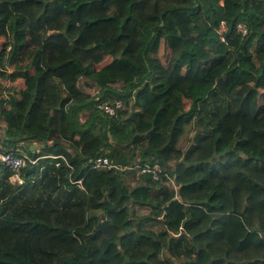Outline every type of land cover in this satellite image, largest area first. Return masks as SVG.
<instances>
[{"label":"trees","instance_id":"obj_1","mask_svg":"<svg viewBox=\"0 0 264 264\" xmlns=\"http://www.w3.org/2000/svg\"><path fill=\"white\" fill-rule=\"evenodd\" d=\"M0 147V264H264V0H0Z\"/></svg>","mask_w":264,"mask_h":264},{"label":"rangeland","instance_id":"obj_2","mask_svg":"<svg viewBox=\"0 0 264 264\" xmlns=\"http://www.w3.org/2000/svg\"><path fill=\"white\" fill-rule=\"evenodd\" d=\"M99 33L105 34V30L103 28H100L99 30H97L95 32L94 36L97 35V34H99ZM92 39H93V37H92ZM126 42H128V44L131 46L130 48L133 51L136 49V46H137V44H136V38L133 37L132 34L127 37V41ZM34 46H36V45L34 44ZM34 51H35V49L33 47L30 48L29 50L25 51L23 53V55L20 57V63L22 65L29 64V62H30V60H31V58L33 56ZM108 60H112V57H109ZM107 62L108 61L105 60L101 64L105 65ZM103 65H98V66L100 67V66H103ZM9 68H11V67L9 66ZM95 68L96 67L94 66L92 70L93 71L96 70ZM78 80H79L80 85L83 88H87V90L90 91L92 94H98L99 90L97 89V87L95 85L92 86V87L91 86H85L84 85L85 81H89L88 79H86L84 77H80ZM7 84H9V83H7ZM101 104H105L106 105V104H109V103L102 102ZM101 104H99V107L100 108H102L100 106ZM102 109H104V108H102ZM107 113H109V112H107ZM110 115H112V114H110ZM82 116L85 117V114H82ZM251 122H252L251 116H248L246 118H238V119L237 118H234V117H230V118L225 119L224 122H223L222 128H221L222 133H223L224 138H225L224 143H223V146H227L228 143L232 140V138L234 136V131L235 130H238V129L239 130H242L245 135H248L249 134V131L248 130H249V126H250ZM194 134H195V131L192 130V125L191 124L186 125V129H185V132H184V134L182 136V141H181V144L180 145H182L183 147L187 146L190 143V138ZM179 163H181V162H179ZM179 163H174L176 169L178 168ZM215 176H217V175H214L213 178H212V176L210 177V181H209L210 182L209 183L210 186H208V191L211 189L212 185L218 183V181L220 180L218 178L219 176L217 177V179H216ZM178 188H179V186H178ZM225 190H227V188L224 187V186H222V188H221V195L222 196L220 198V202L222 204H224L226 206V208H227V205L229 204V198H228L227 194L225 193L226 192ZM205 191H207V190H205ZM184 194L186 196H191V197H194V198L197 197V196H204V195H201L199 191L196 193L195 191H193V190L191 191L190 189L185 190L184 191ZM56 233H59L61 235H64V231L63 230H60V229H58L56 231ZM149 264H155V263L154 262H151Z\"/></svg>","mask_w":264,"mask_h":264},{"label":"built area","instance_id":"obj_3","mask_svg":"<svg viewBox=\"0 0 264 264\" xmlns=\"http://www.w3.org/2000/svg\"><path fill=\"white\" fill-rule=\"evenodd\" d=\"M239 29L242 30L245 34L247 33V29L244 24H239ZM100 106L107 112H109V114L115 115L118 108L124 107V103L122 100H117L115 104H101ZM0 161L13 170V174L11 177L12 181L21 184L25 181V169L30 163L36 162V160L32 159L25 153L8 151L3 149L2 147H0ZM113 165L114 164L106 154L99 155L94 160V167L99 169L110 168ZM141 171L144 173L150 172L153 177L158 179L160 177L161 167L159 164H156L154 166H145L141 169Z\"/></svg>","mask_w":264,"mask_h":264},{"label":"crops","instance_id":"obj_4","mask_svg":"<svg viewBox=\"0 0 264 264\" xmlns=\"http://www.w3.org/2000/svg\"><path fill=\"white\" fill-rule=\"evenodd\" d=\"M33 48L35 49L36 48V46H33ZM109 59V57L106 59L108 62H110L111 60H108ZM107 62V63H108ZM98 65H103V64H98ZM98 65H95V69H100V67H102V66H98ZM18 81V82H17ZM14 84H13V86L16 88V89H20V88H23L24 86H25V83H24V79L22 78V77H20L18 80H17ZM84 85L86 86V84L84 83ZM227 206H230L229 204L227 205ZM129 242V241H128ZM128 242L127 241H122L121 243H124V244H126V245H128ZM151 247L152 248H156V246H154L153 244H151ZM164 251V250H163ZM151 257V256H150ZM153 258H156V260H157V263L158 264H170V261H169V258H168V256L166 255V253H163V254H161V256H159L158 258L157 257H155V256H152V259ZM127 259H129V258H127ZM130 260V259H129Z\"/></svg>","mask_w":264,"mask_h":264},{"label":"water","instance_id":"obj_5","mask_svg":"<svg viewBox=\"0 0 264 264\" xmlns=\"http://www.w3.org/2000/svg\"><path fill=\"white\" fill-rule=\"evenodd\" d=\"M38 147H39V144H37V143H33V144L31 145V149H32V150H35V149L38 148ZM257 230H261V227H258Z\"/></svg>","mask_w":264,"mask_h":264}]
</instances>
